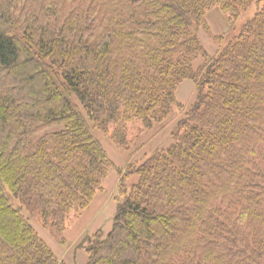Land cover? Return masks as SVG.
<instances>
[{
  "label": "trees",
  "instance_id": "trees-1",
  "mask_svg": "<svg viewBox=\"0 0 264 264\" xmlns=\"http://www.w3.org/2000/svg\"><path fill=\"white\" fill-rule=\"evenodd\" d=\"M215 8L234 31L212 35ZM175 111L170 144L118 170L85 264H264V0H0V264H65L33 222L66 246L104 190L93 128L129 151V123Z\"/></svg>",
  "mask_w": 264,
  "mask_h": 264
},
{
  "label": "rangeland",
  "instance_id": "rangeland-1",
  "mask_svg": "<svg viewBox=\"0 0 264 264\" xmlns=\"http://www.w3.org/2000/svg\"><path fill=\"white\" fill-rule=\"evenodd\" d=\"M253 15V8L245 14V17ZM208 23L211 26L212 35H219L223 31L235 30L228 17L221 12L220 9H213L209 12ZM18 32L21 26L13 25ZM212 35L200 32L202 42L207 47L208 51L214 55L219 49L217 43L212 40ZM195 86L191 80H185L178 90V97L181 103L190 106L196 98ZM180 113L175 111L168 123L164 127L156 126L154 129L145 131L141 122H132L127 125L128 141L133 143L129 151L120 149L115 145L110 135L93 128L96 137L101 141L105 147L109 158L114 163L111 168L108 178L104 182V190L99 192L90 207L82 213L81 216L71 219L69 222L67 238L68 244L62 246L55 241L52 235L44 229L39 223L33 222V225L40 233V235L47 241V243L55 250L56 254L65 262V264H85L87 255L82 249L81 241L87 235L94 234L98 229L108 232L112 227V218L117 208V196L120 183V175L118 170L127 167L130 162L137 158H143L146 154H151L153 151L166 147L170 144V132L174 123L179 118ZM145 143L139 148L137 146L140 142ZM134 152V153H131ZM137 181L135 177L129 182ZM72 217V216H71Z\"/></svg>",
  "mask_w": 264,
  "mask_h": 264
}]
</instances>
